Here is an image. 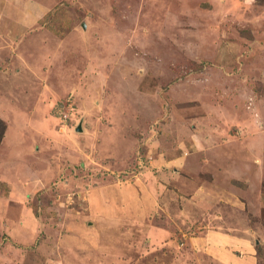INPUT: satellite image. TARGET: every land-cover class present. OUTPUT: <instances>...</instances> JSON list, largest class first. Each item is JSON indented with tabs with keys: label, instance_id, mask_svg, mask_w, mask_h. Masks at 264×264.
<instances>
[{
	"label": "rangeland",
	"instance_id": "obj_1",
	"mask_svg": "<svg viewBox=\"0 0 264 264\" xmlns=\"http://www.w3.org/2000/svg\"><path fill=\"white\" fill-rule=\"evenodd\" d=\"M30 40L0 264H264V0H60Z\"/></svg>",
	"mask_w": 264,
	"mask_h": 264
},
{
	"label": "crops",
	"instance_id": "obj_2",
	"mask_svg": "<svg viewBox=\"0 0 264 264\" xmlns=\"http://www.w3.org/2000/svg\"><path fill=\"white\" fill-rule=\"evenodd\" d=\"M59 1L0 0V51L3 52L6 49L13 58L19 56L15 54L16 52H12L14 44H16L15 47H20V44L23 45L24 42H26L24 47L26 44L33 45L34 41L30 40L31 35L39 26V22L44 20ZM40 28L42 29L43 26L41 25ZM6 61H4L5 64Z\"/></svg>",
	"mask_w": 264,
	"mask_h": 264
},
{
	"label": "water",
	"instance_id": "obj_3",
	"mask_svg": "<svg viewBox=\"0 0 264 264\" xmlns=\"http://www.w3.org/2000/svg\"><path fill=\"white\" fill-rule=\"evenodd\" d=\"M80 130V129H79Z\"/></svg>",
	"mask_w": 264,
	"mask_h": 264
}]
</instances>
